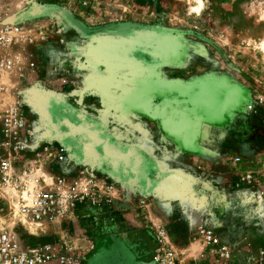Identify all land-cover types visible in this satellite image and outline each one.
I'll list each match as a JSON object with an SVG mask.
<instances>
[{
    "label": "rangeland",
    "instance_id": "obj_1",
    "mask_svg": "<svg viewBox=\"0 0 264 264\" xmlns=\"http://www.w3.org/2000/svg\"><path fill=\"white\" fill-rule=\"evenodd\" d=\"M83 1L6 2L12 19L45 28L23 79L35 133L68 146L70 170L105 174L103 159L112 164L118 148L141 152L136 185L123 186L139 199L128 201L130 215L119 221L91 212L69 223L75 236L91 238L87 264H151L155 242L133 219L160 225L145 216L149 194L163 187L170 215L164 225L182 264H218L200 244L204 221L237 260L256 259L264 250V195L232 186L231 159L264 145V123L246 111L264 96V0H204L199 10L197 0ZM212 127L224 140L215 149L203 139ZM177 130L184 136L172 143ZM2 196L0 223L23 243L54 238L10 211ZM122 224L126 231L137 226L129 239L118 237Z\"/></svg>",
    "mask_w": 264,
    "mask_h": 264
},
{
    "label": "built area",
    "instance_id": "obj_2",
    "mask_svg": "<svg viewBox=\"0 0 264 264\" xmlns=\"http://www.w3.org/2000/svg\"><path fill=\"white\" fill-rule=\"evenodd\" d=\"M6 1L0 0V191L10 211L51 230L54 238L23 243L0 223V264H87L91 249L84 247H93L91 238L73 235L69 223L91 212L117 217L133 206L126 202L127 191L111 176L80 166L70 170L68 148L35 133L27 118L23 79L34 65L35 47L46 39L45 28L12 19ZM263 105L264 96L259 95L246 109L259 123H264ZM258 149L260 153L249 157H232L237 170L232 186L264 195V145ZM129 200L139 202L135 192ZM146 227L156 245L151 264H182L168 228L148 223ZM199 237L204 254L212 255L218 264H264V250L256 259L237 260L234 249L208 221L199 226Z\"/></svg>",
    "mask_w": 264,
    "mask_h": 264
},
{
    "label": "crops",
    "instance_id": "obj_3",
    "mask_svg": "<svg viewBox=\"0 0 264 264\" xmlns=\"http://www.w3.org/2000/svg\"><path fill=\"white\" fill-rule=\"evenodd\" d=\"M194 6H196V5H194ZM200 12H198V13H200ZM192 118H194V116H192ZM166 131H167V129H166ZM186 132H187L186 134H192L193 133V130L190 133L188 131H186ZM170 133L175 136L174 139L170 140L172 143H174L175 140L177 141V137L182 136L184 134V132H180L179 130H177V133L176 132L174 133V131H171ZM167 135L168 134H166L164 132V137L165 136L167 137ZM204 136L205 137H203V139H206V138L209 137V140H211V141L214 142V148L213 149H215L216 146H218L220 142H223L224 143V140H222L221 134H220V131H218V128H214L213 129V127H212L211 134L204 135ZM179 139L180 138H178V140ZM198 142H200V138L197 141V143ZM171 147H175L176 148V146H171ZM198 147L199 146H197L196 148H198ZM118 150L119 151H116L114 153V155H113V156L116 157V159H113L112 164L109 163L108 160L106 161V159H103L102 158L107 163L106 164L107 165L106 167L108 169V172H106L105 174L111 176L114 179V181H116L122 187L125 186V184H131V186L136 185V182H137L136 181V178H137L136 174H137V172H136L135 168L137 166L136 164H138V160L140 159V153L141 152H139V151H133V153L127 152L125 154V152H126V149L125 148L122 149L120 147V148H118ZM104 157H105V155H104ZM197 157H200V156H197ZM111 165H112V167H111ZM123 168H127L128 171L124 172L122 170ZM131 169H133V171H135V172H131ZM139 187L141 189H143V192L144 193L147 191V188L146 189L144 188L145 186L143 187V186L140 185ZM137 188H138V186H137ZM133 189L135 190V188H131V190H133ZM149 189L151 191V188L150 187H149ZM149 195L151 196L150 199L148 198L149 201H150V204L148 205V213L145 216V218H147L150 221H153L156 225H158V224L164 225V224L168 223L170 221V215H169V212L166 211V208H167V205H168V202L167 201H168L169 197L168 198L167 197H164V195H166V194H164V187L161 188L160 190L157 189L156 191H154V195L153 194L151 195V193ZM131 213H132V210H131ZM131 213H130V210H126V211H124V213L121 212V215H118L116 217V219L119 220V221H122L123 220V218H122L123 217V214H125L126 217H127ZM137 218L138 217L135 216V219H133V221H135L136 224L138 223L141 227L145 228L146 231H147V233L149 234V237H151V234H150L148 228L146 227L147 223L148 224H150V223L147 222V221H145V222L140 221ZM125 221H127V220L125 219ZM136 224L131 227V230H135L136 229V227H137ZM119 227H121V229L118 232V237L119 238L129 239L128 234H130L131 230L126 231L125 230V227L126 226L124 224L119 225ZM72 234L75 235V233H73V232H72Z\"/></svg>",
    "mask_w": 264,
    "mask_h": 264
},
{
    "label": "bare ground",
    "instance_id": "obj_4",
    "mask_svg": "<svg viewBox=\"0 0 264 264\" xmlns=\"http://www.w3.org/2000/svg\"><path fill=\"white\" fill-rule=\"evenodd\" d=\"M197 1H198V5L193 7V9H195V10H199L202 6H204V0H197ZM24 222H26V221L24 220Z\"/></svg>",
    "mask_w": 264,
    "mask_h": 264
},
{
    "label": "water",
    "instance_id": "obj_5",
    "mask_svg": "<svg viewBox=\"0 0 264 264\" xmlns=\"http://www.w3.org/2000/svg\"><path fill=\"white\" fill-rule=\"evenodd\" d=\"M130 196H131V194H130V192H128L127 193V201L126 202H128V200L130 199ZM126 205H125V207H128V203H125Z\"/></svg>",
    "mask_w": 264,
    "mask_h": 264
},
{
    "label": "flooded vegetation",
    "instance_id": "obj_6",
    "mask_svg": "<svg viewBox=\"0 0 264 264\" xmlns=\"http://www.w3.org/2000/svg\"><path fill=\"white\" fill-rule=\"evenodd\" d=\"M66 146V145H65ZM68 148V146H66Z\"/></svg>",
    "mask_w": 264,
    "mask_h": 264
}]
</instances>
